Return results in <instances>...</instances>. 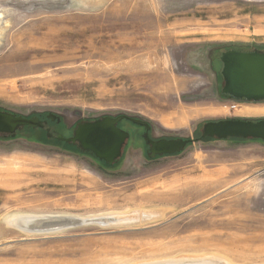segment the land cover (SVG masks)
I'll use <instances>...</instances> for the list:
<instances>
[{
	"label": "rangeland",
	"instance_id": "1",
	"mask_svg": "<svg viewBox=\"0 0 264 264\" xmlns=\"http://www.w3.org/2000/svg\"><path fill=\"white\" fill-rule=\"evenodd\" d=\"M229 49L264 51V0H0V109L51 114L63 135L125 114L196 138L208 120L264 118L243 113L264 102L221 94L212 59ZM120 126L132 135L112 165L41 128L0 135V264H264V142L149 160L143 128ZM120 213L137 218H106ZM15 215L87 222L32 233Z\"/></svg>",
	"mask_w": 264,
	"mask_h": 264
},
{
	"label": "water",
	"instance_id": "2",
	"mask_svg": "<svg viewBox=\"0 0 264 264\" xmlns=\"http://www.w3.org/2000/svg\"><path fill=\"white\" fill-rule=\"evenodd\" d=\"M221 68L220 92L225 97L243 102L264 100V51L229 49L219 57ZM49 114L47 117H51ZM128 120L145 127L144 137L149 145V157L172 155L182 152L188 145L203 139L259 140L264 142V118H223L208 120L201 124L196 138H157L148 136L149 124L133 116L118 114L82 121L76 124L72 135L57 136L58 140L76 144L81 152L90 153L107 165L116 163L122 155L129 133L117 124ZM37 117H26L0 109V135L13 136L22 127L43 128ZM59 223L83 224L87 220L62 218Z\"/></svg>",
	"mask_w": 264,
	"mask_h": 264
},
{
	"label": "bare ground",
	"instance_id": "3",
	"mask_svg": "<svg viewBox=\"0 0 264 264\" xmlns=\"http://www.w3.org/2000/svg\"><path fill=\"white\" fill-rule=\"evenodd\" d=\"M242 105V104H241ZM247 106V105H246ZM235 106H232V108H234ZM244 107V106H243ZM242 107V108H243ZM241 108V107H240ZM241 108V109H242ZM238 111V110H237ZM241 111V110H240ZM239 113V112H238ZM242 113V112H241ZM243 113H245V114H247V115H254V114H256V115H262V114H264V107H254V108H247V109H245L244 110V112ZM240 114V113H239ZM246 115V116H247ZM138 211V210H137ZM146 213V212H145ZM148 213V212H147ZM136 214V213H135ZM135 214L133 213H130V214H111V215H108V216H106V218L108 219V220H114V221H125V220H136L135 218H137V217H134L135 216ZM134 215V216H133ZM31 216V215H30ZM147 216H149L148 214H146V217ZM22 217V218H21ZM20 217V215H15V216H12L10 219H9V223H13L14 224V226L16 225V227H18V228H30V230H29V232H44V231H49L50 229H32V228H49V226H51V225H55V224H57V225H59L60 223V221H62L63 219L62 218H58V219H48V218H42V217H23V216H21ZM48 217V216H47ZM97 217V216H96ZM73 217H70V218H68V219H71V220H74V219H72ZM61 219V220H60ZM97 219V218H96ZM105 219V218H104ZM139 219V218H138ZM76 220H78V218L76 219ZM95 220V219H94ZM59 221V222H58ZM55 222V223H54ZM108 223V222H107ZM128 223V222H127ZM12 225V224H11ZM108 225V224H107ZM62 226H60V227H51V228H54V229H57V228H61ZM28 231V230H27ZM22 232H23V229H22ZM28 232V233H29ZM26 233V232H25ZM35 234V233H34ZM198 258H200V257H198ZM208 258V257H207ZM210 258V257H209ZM201 259H203L202 257H201ZM213 259H215V258H213ZM196 260V259H195ZM206 260V259H205ZM204 260V261H205ZM210 260V259H209ZM217 260V259H216ZM197 261V260H196ZM203 261V260H202ZM201 261V262H202ZM218 261V260H217ZM194 262V261H193ZM193 262H178V263H174V262H172V261H167V262H159L158 264H202L201 262H200V260H199V262L200 263H193ZM214 262H215V260H214ZM222 262H224V261H222ZM218 263V262H217ZM140 264V263H139ZM143 264V263H142ZM147 264V263H146ZM154 264H156V263H154ZM204 264H215V263H213V262H211V261H207L206 263L204 262Z\"/></svg>",
	"mask_w": 264,
	"mask_h": 264
},
{
	"label": "flooded vegetation",
	"instance_id": "4",
	"mask_svg": "<svg viewBox=\"0 0 264 264\" xmlns=\"http://www.w3.org/2000/svg\"><path fill=\"white\" fill-rule=\"evenodd\" d=\"M212 60H219V57L218 56H214L213 57V59ZM238 101H240V100H238ZM241 102H243V101H241ZM261 102H264V100H262ZM48 116V115H47ZM48 118V117H47ZM56 117L55 116H51V117H49L48 119L49 120H47L46 119V116L44 117V118H40V120L41 121H43V124H44V126H43V128H41L42 130H44V132H45V134L49 137V138H52V139H56V140H58L57 139V136L60 134L59 132L60 131H62V129H64V128H61L60 127V125L62 126L63 124H62V121H59V123L56 121L57 119H55ZM54 120V121H53ZM82 121H86V120H82ZM82 121H77L75 124H73V125H71V126H69V127H67V128H65L67 131H68V134L67 135H63L62 133H61V135L63 136V137H69V136H71L72 135V132H73V130H74V128H75V126H76V124L77 123H79V122H82ZM121 121H123V120H121ZM120 121V122H121ZM124 121H127L128 123L130 122V123H132V124H134V125H137V126H139V127H142L143 128V131L145 132V127L144 126H142V125H138V124H135V123H133V122H131V121H128V120H125L124 119ZM119 122V123H120ZM119 123L117 124L118 126H119ZM149 124V123H148ZM149 126H150V128H149V130L147 131L148 132V136L149 137H151L152 139H157V138H154V137H152V134H151V129H152V127H151V125L149 124ZM121 127V129H123V130H125V131H127L128 133H129V138L131 137V132L126 128V127H124V126H120ZM142 135H143V133H142ZM128 138V139H129ZM161 138V137H160ZM166 138V137H165ZM167 138H170V137H167ZM127 139V140H128ZM58 141H61V140H58ZM61 142H63V141H61ZM144 144L146 145V150L148 151V149H149V145L147 144V142H146V138L144 137ZM64 143H66V142H64ZM69 144H71V143H69ZM74 146H75V148L77 149V150H80L78 147H77V145L76 144H73ZM125 146V145H124ZM84 153V152H83ZM87 154H90V153H87ZM148 154H149V151H148ZM165 156V155H164ZM157 157V156H156ZM156 157H153V158H150L149 160H152V159H154V158H156ZM104 163V162H103Z\"/></svg>",
	"mask_w": 264,
	"mask_h": 264
},
{
	"label": "trees",
	"instance_id": "5",
	"mask_svg": "<svg viewBox=\"0 0 264 264\" xmlns=\"http://www.w3.org/2000/svg\"><path fill=\"white\" fill-rule=\"evenodd\" d=\"M209 138L203 139V140H208ZM231 140V139H230ZM232 140H241V139H232ZM242 141V140H241Z\"/></svg>",
	"mask_w": 264,
	"mask_h": 264
}]
</instances>
